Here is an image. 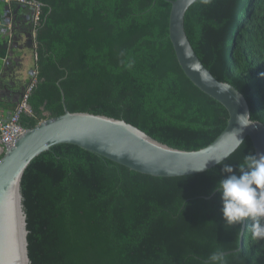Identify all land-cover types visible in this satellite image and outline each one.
Masks as SVG:
<instances>
[{
    "label": "trees",
    "instance_id": "16d2710c",
    "mask_svg": "<svg viewBox=\"0 0 264 264\" xmlns=\"http://www.w3.org/2000/svg\"><path fill=\"white\" fill-rule=\"evenodd\" d=\"M37 82L24 128L65 112L121 118L172 147L197 150L225 129L226 107L182 69L169 36L171 0H33ZM205 66L247 98L264 122V0H199L185 16ZM256 154L247 137L222 164ZM222 164L158 177L78 145L37 156L23 176L32 264H264L251 219L228 226L219 193Z\"/></svg>",
    "mask_w": 264,
    "mask_h": 264
},
{
    "label": "water",
    "instance_id": "95a60500",
    "mask_svg": "<svg viewBox=\"0 0 264 264\" xmlns=\"http://www.w3.org/2000/svg\"><path fill=\"white\" fill-rule=\"evenodd\" d=\"M197 1L171 0L169 36L185 74L197 87L226 107L229 118L225 129L203 148L179 149L155 139L124 119L101 113L69 111L62 90L63 114L42 120L33 128H26L13 146L4 150L0 148V264H32L22 181L30 163L55 145L75 144L152 176L191 175L217 165L209 161L204 171L193 170L202 168L206 161L226 154L228 158L240 147L235 146L231 131L240 127L237 115L248 114L251 125L243 129L241 138L250 137L256 154L264 153V122L252 119L249 102L240 90L219 80L205 66L187 35L185 16ZM236 96L240 97L239 103L235 102ZM245 226L246 220L242 224L243 230ZM241 247L242 243L238 249L224 253Z\"/></svg>",
    "mask_w": 264,
    "mask_h": 264
},
{
    "label": "clouds",
    "instance_id": "9594fccd",
    "mask_svg": "<svg viewBox=\"0 0 264 264\" xmlns=\"http://www.w3.org/2000/svg\"><path fill=\"white\" fill-rule=\"evenodd\" d=\"M235 102H240L239 96L235 97ZM249 117L248 114H238L236 117L240 127L233 129L231 134L237 148L244 142L241 138L243 129L251 125ZM226 158L227 154L210 159L202 168L193 170L204 171L209 161L221 165ZM221 171L225 175L219 180L214 191L219 193L225 224L234 226L251 219L252 238L264 240V153L247 154L238 168L231 164H222ZM209 261L211 264H227L225 253L221 249L211 253Z\"/></svg>",
    "mask_w": 264,
    "mask_h": 264
},
{
    "label": "rangeland",
    "instance_id": "374dc122",
    "mask_svg": "<svg viewBox=\"0 0 264 264\" xmlns=\"http://www.w3.org/2000/svg\"><path fill=\"white\" fill-rule=\"evenodd\" d=\"M0 8L3 11L4 16L6 18L8 17V13L11 14L13 11H15V14L19 18L18 29L20 32H22V34H24L23 38L25 40L24 45L22 44L20 46V50L15 53L17 57L14 60H12V58L11 59L9 58L10 60H8V58L5 57L7 61H9L7 62L5 68L6 77L10 79V82H8L9 80H6L5 83H9L10 87H12L14 86V83L18 81L20 82L28 81L25 87L22 86V91L25 92L31 81L33 79H36V75H37L36 74L37 55H36V41H35L36 25H37V22L35 20L36 8L34 6L26 5L19 1H9V3H5L4 1H2ZM9 8L10 10H12L11 12L9 11ZM3 28L5 29L3 31L5 39L13 34L10 22L6 24L0 23V29ZM9 45L10 43L7 42V46ZM30 57L33 58V60L31 59V63L29 65L28 59ZM3 75L4 78L5 73ZM3 78L2 75H0V81H3Z\"/></svg>",
    "mask_w": 264,
    "mask_h": 264
},
{
    "label": "crops",
    "instance_id": "0c3cea01",
    "mask_svg": "<svg viewBox=\"0 0 264 264\" xmlns=\"http://www.w3.org/2000/svg\"><path fill=\"white\" fill-rule=\"evenodd\" d=\"M2 1H4L5 3H9L6 0H0V5ZM9 11L11 12L12 10H10L9 8ZM9 22L11 23V27L13 31V34L10 37H7L5 39L3 34V31L5 29L4 28L0 29V69H1L0 75H2V78L4 76L3 74L5 73V77L3 78V81H0V107L5 117H10V115H12V113L15 111L18 105L22 102L23 95L25 93L24 91H22V86L25 87L26 83L28 82V81H24V82L18 81L14 83V86L12 87H10L9 83H5L6 80H9L8 82H10V79L6 77V72H5L7 62H9L7 61L6 58H8V60H10L11 58L12 60H14L17 57L15 53L20 50V46L22 44L24 45L25 42L23 38L24 34H22V32H20L18 29L19 18L15 14V11H13L11 14L8 13V17L6 18L4 16L3 11L0 8V23L6 24ZM7 42L10 43L9 46H7ZM31 59L33 60V58L31 57L28 59L29 65L31 63Z\"/></svg>",
    "mask_w": 264,
    "mask_h": 264
},
{
    "label": "built area",
    "instance_id": "2783aa9c",
    "mask_svg": "<svg viewBox=\"0 0 264 264\" xmlns=\"http://www.w3.org/2000/svg\"><path fill=\"white\" fill-rule=\"evenodd\" d=\"M9 1H19L26 5H31L36 8V17L35 20L38 23L39 15H40V5L33 1V0H6ZM38 75V70L36 72ZM37 75L36 79H33L29 86L27 87L22 102L18 105L15 111L10 115V117H5L2 109L0 107V148L3 150L13 146L19 137L26 131L21 125L20 117L23 112L32 113L31 108L28 105L27 99L29 94L32 91V88L35 86L37 82ZM1 155V154H0Z\"/></svg>",
    "mask_w": 264,
    "mask_h": 264
}]
</instances>
